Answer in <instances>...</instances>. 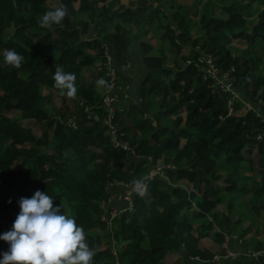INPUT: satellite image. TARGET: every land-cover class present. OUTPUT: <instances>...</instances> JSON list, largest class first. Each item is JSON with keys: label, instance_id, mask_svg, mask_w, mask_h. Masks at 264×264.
Instances as JSON below:
<instances>
[{"label": "trees", "instance_id": "trees-1", "mask_svg": "<svg viewBox=\"0 0 264 264\" xmlns=\"http://www.w3.org/2000/svg\"><path fill=\"white\" fill-rule=\"evenodd\" d=\"M120 1L59 0L68 15L61 24L42 28L41 17L54 9L48 0H0V234L11 230L20 211L19 199L40 190L53 197L54 207L61 205V214L64 211L83 228L95 253L92 264H164L169 253H178L180 264H225L230 258L218 253L225 238L245 239L248 234L239 232L232 202L243 195L253 214L264 211V54H254L253 32L246 33L248 18L263 21L264 0H224L225 18L202 14L194 37L187 18L197 12L191 7L172 0L166 14L163 7L168 0H136L137 10L146 14L136 17L130 8L121 12ZM155 21L163 29L161 40L175 53L170 67L165 54L150 55L152 45L134 33L147 34L143 24ZM257 33L264 35V27ZM234 40L248 43V50L233 52ZM104 45L122 88L114 106V134L105 124L108 114L102 107L106 87L100 92L96 88L97 80L107 81L101 58ZM132 46L143 54L138 64L134 60L132 64ZM185 46L190 47L186 56L181 55ZM6 49L23 55L21 68L4 64ZM203 56L213 58L214 77L206 76ZM96 64V72L91 71ZM131 65L144 77L133 93L135 102L118 105L132 96L127 93ZM56 66L74 73L77 87L76 98L66 96L69 105L58 110L51 105V95L42 93L43 87L60 93L52 79ZM84 71H91L89 79ZM225 73L230 85L220 90L215 80ZM244 102L249 109L238 114ZM10 113L19 115L14 120L7 116ZM32 120L44 125L41 138L19 122ZM46 144L51 153L42 152ZM121 144L133 154L122 150ZM245 162L247 171L260 177L250 187L245 182L252 178L241 174ZM16 163L24 170L15 169ZM138 179L145 181L147 191L133 195L128 209L120 185L133 186ZM221 180L226 187L219 185ZM231 193L237 196H231L227 211H217ZM111 197H120L113 204L126 210L108 227L100 217ZM193 204L197 210L189 219L186 214ZM209 237L218 254L199 248L200 240ZM249 244L254 252L264 248V242ZM7 249V243L0 241V253ZM215 255L218 261H213ZM263 261L261 254L245 253L228 264Z\"/></svg>", "mask_w": 264, "mask_h": 264}, {"label": "clouds", "instance_id": "clouds-1", "mask_svg": "<svg viewBox=\"0 0 264 264\" xmlns=\"http://www.w3.org/2000/svg\"><path fill=\"white\" fill-rule=\"evenodd\" d=\"M67 15L68 9L61 3L41 17L40 27L59 25ZM3 61L6 66L19 69L24 57L14 49H6ZM52 79L61 96L76 98L74 73L56 66ZM96 84L110 87L103 78ZM133 190L143 196L147 191L145 181H134ZM54 201L40 190L31 198L19 199L20 211L11 230L0 234V241L8 245L7 251L0 253V264H92L95 253L88 246L83 228L64 211L61 214V205L54 207Z\"/></svg>", "mask_w": 264, "mask_h": 264}, {"label": "rangeland", "instance_id": "rangeland-1", "mask_svg": "<svg viewBox=\"0 0 264 264\" xmlns=\"http://www.w3.org/2000/svg\"><path fill=\"white\" fill-rule=\"evenodd\" d=\"M121 1H123V3H127L123 7L130 8L133 11H135L136 17H146V14L143 11H139V9L137 10V8H138L137 3H136L137 1L135 2L134 6L133 5H128V1L127 0H121ZM176 1L180 2V0H176ZM181 1L186 2L188 0H181ZM223 1L224 0H201L199 5L198 6L196 5L195 7L199 11H201L204 14V16H206V17H217V18L224 19L225 18V14L221 10V5H226V2H223ZM48 2H49L48 5L51 6V7H53L55 5V3H56L55 0H50ZM195 2H198V0H196ZM188 3L192 4L193 1L189 0ZM75 6L77 7V4ZM193 7L194 6H192L191 9H194ZM125 8H121V12ZM163 9H164V7H163ZM164 12H165V10H164ZM168 13H169V9H168ZM168 13H166V14H168ZM189 16H190V18H187V20L189 22V31H190L191 35L194 37V36H196L198 34L199 28L201 26V23H200L197 15L190 14ZM151 24H152V22L151 23L150 22L149 23H145L143 25H145L146 27H149V25H151ZM256 24H258V22L256 23L255 20H253L251 22V25H253V26L256 25ZM247 26H248V28L250 27V23L249 22H248ZM253 26H252V29H253ZM158 28L161 30V32H159V31L158 32L162 35L163 34V29L160 28V27H158ZM261 28L262 27H259L257 29V32ZM107 30L109 31V28H107ZM200 32H201V30H200ZM7 33L8 34H12V31H7ZM257 34L258 35L254 37V38H256L255 39V43H256V41H258L260 39V40H262V45H264V35L262 33H260L261 35L259 33H257ZM261 36H262V38H259ZM164 42L167 43L166 41H164ZM242 46H244V47L247 46V43L246 42H243V43L239 42L238 44H236L237 48H241ZM184 48L185 49L182 52H185V54L188 55L190 53V47L188 48L187 46H185ZM164 50L168 52V53H166V56L168 57L167 65L171 66V64L173 63L172 61L174 60V56L173 55L175 53L171 52L172 50H171L170 45H169V47L165 48ZM232 51L236 52L237 49L236 48H232ZM258 52H261L260 44L256 45L255 49H254V54H258ZM88 53L92 54V52H90V51H88ZM101 56H102L101 58L103 59V55H101ZM94 72H96V69L94 70ZM94 72H93V74H94ZM84 76H85V78L89 79L91 74L88 71H84ZM143 77L144 76L141 75V73H140V78L142 79ZM104 78H106V76H104ZM227 81H229V79ZM229 85H228V87H229ZM42 93H43V95H51L50 102H51V105L54 107L55 110L60 109L63 105H67V106L69 105V101L67 100V97L66 96H61L60 93H58V92H56L54 90H51V89H49L47 87H43ZM52 106H50V107L52 108ZM247 109H249L248 104L246 102L242 103V106L239 109L240 111H239L238 114L244 113ZM18 115H19L18 113H10L7 116H10L11 119L15 120ZM19 122H20V124L22 126L30 128L32 130V132L34 133V135H36V136H38L40 138L42 137L43 132L45 131L44 125L39 124V123L35 122L34 120H32V121H19ZM46 141H47V144H50L52 142V134L50 132L47 133ZM47 144H46L45 147H43L41 149L43 153H51L52 152L51 149L47 148ZM251 157H254L253 154L251 155ZM14 168L15 169L24 170V168L21 167V165L19 163L18 164L16 163ZM247 169H250V168H248L247 163L246 162L242 163L241 174L248 175V176H250L252 178V180H248V181L245 182L250 187V186L253 185V181L256 180L258 182L260 180V177L256 176V175H253V174H250L247 171ZM256 173H257V170H255V174ZM222 175H225V171L224 170L222 172ZM222 182H223L222 180L219 181V185L221 187H226L227 184H225V183L223 184ZM17 194H19V191L17 192ZM231 196L236 197L237 194L236 193H231L229 195H225L224 202L218 206L219 210L224 211V212L227 211V203L231 199ZM239 197L234 200L233 203H235V202H237V203L233 204V208H232V217L234 219H237V220L240 221L239 232H241L242 230H247L249 232V234L251 235V238L248 240L249 243L253 242V241H258V240L264 238V223L262 222L264 211L261 209L258 214H253L252 213L253 210L251 209V203H250V201H248V198L246 196H243V195L240 198ZM247 201H248V203H247ZM241 203L244 204V205H242ZM244 206L247 208V211L244 209ZM234 208H235V211H234ZM101 210H102L101 215L102 214L106 215V214L110 213V211H111L110 208H106L105 205L102 206ZM239 213H241V214H239ZM188 214H190V213H188ZM257 215H259V216H257ZM108 216H110V214ZM255 225H257V226H255ZM100 234H102V233H100ZM206 243L210 246V249H212V248L216 249L217 248L214 245L213 239H212V242L209 241L208 239H206ZM163 261H164V264H180L181 263L180 259H176L174 261L173 258H171V257H168V258L165 257Z\"/></svg>", "mask_w": 264, "mask_h": 264}, {"label": "crops", "instance_id": "crops-1", "mask_svg": "<svg viewBox=\"0 0 264 264\" xmlns=\"http://www.w3.org/2000/svg\"><path fill=\"white\" fill-rule=\"evenodd\" d=\"M48 1H50V0H48ZM128 1V5H133L134 6V4H135V2H136V0H127ZM189 1V0H188ZM188 1H186V2H183V1H181L180 0V2H177V4H179V5H181V6H186V7H192V6H194L193 8L196 10V12H197V17H198V19L202 16V12L201 11H199L195 6L197 5H199V1L198 2H195L196 0H192L193 1V3L192 4H189L188 3ZM55 5L53 6V7H51V6H49L48 5V7H50V8H55L56 6H58V2H59V0H55ZM123 6L124 5H126L127 3H123V1H121L120 2ZM137 3V2H136ZM47 4H49V2L47 3ZM77 4V7H78V3H75L74 4V6ZM76 7V6H75ZM76 7V8H77ZM125 8V7H124ZM262 12H264L263 10H262ZM262 12H261V14H262ZM249 19V23H250V27L248 28V26H247V29H246V33H248V34H250V33H252L253 32V29H252V26L253 25H251V22L253 21V20H255L256 21V18L255 17H253V18H248ZM193 20V19H192ZM127 21V19H124V20H122V22H126ZM118 22H121L120 20H118ZM257 23V22H256ZM158 25H157V22H153L151 25H149V27H146V28H144L145 30H146V33L147 34H142L141 33V31L140 32H134V33H136V34H139L140 33V35L138 36V38H141V41H144V42H146V43H148V44H150V45H152V47H153V50L150 52V55H159V54H165L166 55V53H168L167 51H165L164 49L165 48H167V47H169V44L168 43H165L164 41H162L161 40V34L159 33V32H161V30L157 27ZM255 26V25H254ZM159 31V32H158ZM111 32V29H109V31H108V33H110ZM198 35V34H197ZM196 35V36H197ZM255 39L256 38H251V45H253V46H256V45H258V44H260L259 43V41H256V43H255ZM239 42H245V41H243V40H234V41H232V47L233 48H236L237 49V51H246V50H248L247 49V47H249V44L247 43V46H242L241 48H237L236 47V44H238ZM166 45V46H165ZM185 48H183L182 49V51L184 50ZM260 50H261V52H258V54H257V56H259L260 54H264V50L261 48V45H260ZM186 51V50H185ZM90 52H92V51H90ZM253 52H254V50H253ZM87 53H88V51H87ZM88 54H90V53H88ZM92 54H93V52H92ZM130 55H131V61H132V64H133V60L136 62V64H138L139 63V60H141L142 58H143V54H142V52L140 51V49H136L135 48V46H132L131 47V49H130ZM181 55H184V56H186V54H185V52H181ZM171 66H172V64H171ZM98 67H99V65L98 64H96L95 66H93L92 68H91V71H94L95 69L97 70L98 69ZM168 67H170V66H168ZM134 68H136V65H131L130 66V69H131V71H130V73H129V75L127 76V79H129V83H128V88H129V90L127 91V93H131L132 92V96H128V98L127 99H125V100H121L120 102H119V104L118 105H129V104H132V102H135V100H136V96H135V94H133V93H136V85H140V83H141V78H140V74L139 73H137V72H134ZM91 71H88V72H91ZM96 88H97V91L98 92H100V90L102 89L101 88V86H96ZM118 107H120L121 108V106H118ZM184 141H182V143H183ZM241 166H242V164H241ZM222 172H223V170H221V174H222ZM226 174V173H225ZM183 187H185V184H183L182 185ZM188 186V185H187ZM186 186V187H187ZM190 187H187V189L188 190H190L189 189ZM224 193V192H223ZM196 201H194V203H195ZM234 202V201H233ZM232 202V203H233ZM237 202H235V203H233V204H236ZM222 204V203H221ZM219 206V205H218ZM233 208V207H232ZM197 209L195 208V204H193V209H192V211H190L189 213L190 214H186L187 215V218H191L192 217V213L194 212V211H196ZM217 211H219V212H224V211H221V210H219L218 209V207H217ZM234 211H235V208H234ZM239 214H241V213H239ZM192 224L194 225V224H196V221L195 220H193V222H192ZM255 226H257V225H255ZM251 238V235L249 234V232H248V234H247V236H246V238L245 239H242V238H240L238 235H230V236H228V237H226L225 238V242L223 243V245H222V247L220 248V250H219V252L218 253H221V252H223V254H224V256H225V258H227V254L228 253H230V254H233V255H235V257L234 258H230V260H229V262H227V263H225V264H228V263H230V262H232V261H234V260H236L237 259V257H238V255L239 254H247V255H250L251 256V254H253V256H257V255H263V257H264V248H263V250L262 251H260V252H254V250H253V246H250V244H249V242H244V240H249ZM206 239H208L209 241H211L212 242V239L213 238H211V237H209V238H204V239H201L200 240V242H199V248L200 249H209L210 251H212V252H215L216 254H218L216 251L218 250V247H217V245H215V243H214V245L217 247L216 249H214V248H212V249H210V246L206 243ZM259 242H264V238H262V239H260V240H258ZM214 242V241H213ZM253 250V251H252ZM167 258L168 257H171V258H173V260L175 261L176 259H179L180 258V256H179V254L178 253H169L167 256H166ZM227 259H229V258H227ZM169 260V259H168ZM163 263H164V261H163ZM261 264H264V261L261 263Z\"/></svg>", "mask_w": 264, "mask_h": 264}, {"label": "built area", "instance_id": "built-area-1", "mask_svg": "<svg viewBox=\"0 0 264 264\" xmlns=\"http://www.w3.org/2000/svg\"><path fill=\"white\" fill-rule=\"evenodd\" d=\"M103 64L102 68L104 69V76H106L105 79H107L108 84L110 87H106L101 96L102 100V107L108 114L105 124L108 126L110 129V133H115V129L112 126V119H113V114H114V106L115 104L119 101L120 95L122 93V88L118 84V76H117V68L113 66V58L110 53V50L107 45L103 46ZM201 63L204 64L205 66V74L208 77H214L217 73L215 63L213 61V58L211 56H203L201 57ZM229 79V74L225 73L223 74L220 78L215 80V87L220 89V90H225L228 88V80ZM117 147L119 146L117 143L115 144ZM121 149L133 154L132 150L128 147L127 144H121ZM159 170L156 169L155 172H152L150 174V179L157 174L156 172ZM147 185V184H146ZM123 188V199L126 201L127 208L130 209L132 205V197L133 195L137 194L133 190V186L130 185H120ZM141 196V195H140ZM122 197V196H121ZM116 199H120V197H111L109 202L105 204L106 208H110V213L106 215H101L100 220L105 222L108 227H110L111 220L118 216L120 213L124 212L126 208L118 209L114 204L113 201ZM110 214V216H108ZM227 256L229 258H234L235 255L228 253ZM219 256L215 255L213 257V261H218Z\"/></svg>", "mask_w": 264, "mask_h": 264}, {"label": "water", "instance_id": "water-1", "mask_svg": "<svg viewBox=\"0 0 264 264\" xmlns=\"http://www.w3.org/2000/svg\"><path fill=\"white\" fill-rule=\"evenodd\" d=\"M172 6V0H168L167 3L164 5V10L166 13H168V9ZM262 15L264 16V12H262ZM264 26V19L263 21H261L260 23L256 24L255 26H253V35H252V39L257 36V29L259 27H263ZM84 38L80 37V41H82Z\"/></svg>", "mask_w": 264, "mask_h": 264}]
</instances>
